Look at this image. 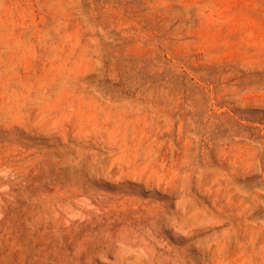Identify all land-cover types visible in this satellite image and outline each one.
Returning <instances> with one entry per match:
<instances>
[{"label": "rangeland", "instance_id": "374dc122", "mask_svg": "<svg viewBox=\"0 0 264 264\" xmlns=\"http://www.w3.org/2000/svg\"><path fill=\"white\" fill-rule=\"evenodd\" d=\"M0 264H264V0H0Z\"/></svg>", "mask_w": 264, "mask_h": 264}]
</instances>
